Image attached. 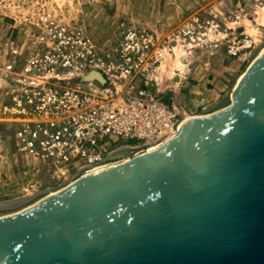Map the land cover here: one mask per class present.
<instances>
[{"label":"water","instance_id":"water-1","mask_svg":"<svg viewBox=\"0 0 264 264\" xmlns=\"http://www.w3.org/2000/svg\"><path fill=\"white\" fill-rule=\"evenodd\" d=\"M253 58L162 147L0 217V264H264V53Z\"/></svg>","mask_w":264,"mask_h":264},{"label":"built area","instance_id":"built-area-1","mask_svg":"<svg viewBox=\"0 0 264 264\" xmlns=\"http://www.w3.org/2000/svg\"><path fill=\"white\" fill-rule=\"evenodd\" d=\"M24 19L32 26L0 46V119L11 125L17 151L46 166L60 189L157 150L198 117L167 100L181 81L168 73L177 51L186 63L175 72L185 76L189 60L213 55L221 43L228 57L244 63L257 45L217 20L194 18L167 39L129 28L104 49L52 14ZM94 72L103 83L88 80ZM193 108L208 110L204 100ZM121 149L126 156H118Z\"/></svg>","mask_w":264,"mask_h":264},{"label":"rangeland","instance_id":"rangeland-1","mask_svg":"<svg viewBox=\"0 0 264 264\" xmlns=\"http://www.w3.org/2000/svg\"><path fill=\"white\" fill-rule=\"evenodd\" d=\"M263 8L264 0H0V46L9 37H16L23 29L32 26L24 19L28 13L30 16L52 14L54 18L83 30L104 49L115 47L126 30L132 27L150 30L167 39L194 18H200L217 20L225 30L245 27L250 32L248 34L258 40L255 51L250 54L249 58H252L264 45V39L257 30L260 26L261 33L264 32ZM182 55L177 51L175 57L180 61ZM189 61L188 70L193 68L196 71L198 64L203 65L200 68L203 69L202 83L219 76L217 81L225 87L233 85L245 64L228 57L222 43L213 55L204 51ZM179 67L183 68L182 62L171 74L174 75ZM195 84L196 81L191 80L189 85ZM188 88L180 89L176 94L180 93L184 104L194 109V94ZM215 103L205 101L207 109ZM59 189L58 182L49 176L46 166L17 151L12 131L0 123V204L30 198L13 208L0 210V217L25 209L49 191Z\"/></svg>","mask_w":264,"mask_h":264},{"label":"crops","instance_id":"crops-1","mask_svg":"<svg viewBox=\"0 0 264 264\" xmlns=\"http://www.w3.org/2000/svg\"><path fill=\"white\" fill-rule=\"evenodd\" d=\"M237 30L240 32H244V33L248 34L245 27L244 28H238ZM201 66H203V65L198 64V66L196 67V71H193L192 67H191L192 69L189 68L187 74L185 76L181 77L180 84L178 83L177 85H173L171 92L167 96L168 101L173 100L174 103L179 107L180 111L181 112H187L188 116L206 115V114L210 113L211 111H209V110L203 111L202 110L199 114L198 111H196V109L188 108L187 105L184 104L185 101H184V98L181 96V94L180 93L176 94L177 92L180 91V89L182 90V89H186L189 87L191 89V91H190L191 94L192 93L194 94L193 98H194L195 103H197V102L199 103V101L204 100L207 103L212 104V102L217 103L218 101H220L222 98V94H224L227 91V89L231 87V86H227V87L221 86L222 82L217 81V77H219V76H217L216 78L213 77L212 81L210 80V81H208V83L207 82L202 83V81L200 80L202 78L201 75L203 73V69L202 70L200 69ZM191 80L196 81V84L193 86H190L189 84H190ZM210 85L212 86V89L210 88ZM223 87H225V88H223ZM191 94L189 95L190 98H191ZM175 95H176V97H175ZM205 112H207V113H205ZM0 123H4L12 131L11 125L8 122L2 121L0 119ZM12 134H13V131H12ZM121 155L126 156V153L118 152V156L120 157Z\"/></svg>","mask_w":264,"mask_h":264},{"label":"bare ground","instance_id":"bare-ground-1","mask_svg":"<svg viewBox=\"0 0 264 264\" xmlns=\"http://www.w3.org/2000/svg\"><path fill=\"white\" fill-rule=\"evenodd\" d=\"M264 9V8H263ZM263 9H260V11H262ZM250 22V21H249ZM251 23V22H250ZM260 27V26H259ZM258 27V31H259V33H258V35L261 37V38H263L264 39V32H262L261 33V31H260V28ZM246 31H247V29H246ZM262 31H264V30H262ZM247 32H249V31H247ZM250 33V32H249ZM253 36V35H252ZM255 36V35H254ZM255 40H256V38H255ZM256 42H258V40H256ZM263 43H264V41H263ZM256 47H257V45H256ZM261 49L259 50V53H261V54H263L264 53V45L262 46V47H260ZM253 51H255V49L253 50ZM252 51V52H253ZM258 53V52H257ZM254 54V56L253 57H255L256 55H258V54ZM249 57H250V55H249ZM249 58L248 60H249V64L251 63H253V59L254 58ZM182 62V61H181ZM181 62L179 61V57H175V58H173L172 60H171V62H170V71L168 72L172 77L173 76H175L176 77V75H178L177 77L178 78H180L181 79V77H182V75H181V73L180 74H176V73H174V75H172L171 73H173V70L177 67V66H179V65H181ZM190 62V61H189ZM183 63H186V62H182V64ZM189 64V63H188ZM188 64H187V67H188ZM179 68H181L182 70H184V68H182V67H179ZM247 69V68H246ZM243 74L244 73H241L240 75H239V77L237 76V78H236V80H234V82H233V86H234V88H237L238 87V85H239V83H240V81H241V79L244 77L243 76ZM95 76V75H94ZM97 76V75H96ZM90 77H92V75L90 76ZM90 79V78H89ZM232 97V96H231ZM119 152H122V153H125L126 152V149H121ZM49 190H51V189H49ZM50 192V191H49Z\"/></svg>","mask_w":264,"mask_h":264}]
</instances>
